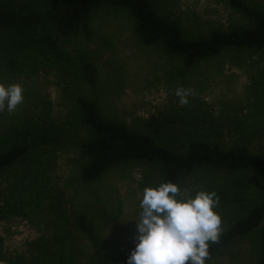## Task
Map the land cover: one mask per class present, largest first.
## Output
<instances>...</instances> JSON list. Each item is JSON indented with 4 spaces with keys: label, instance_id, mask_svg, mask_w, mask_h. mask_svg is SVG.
I'll return each mask as SVG.
<instances>
[{
    "label": "rangeland",
    "instance_id": "obj_1",
    "mask_svg": "<svg viewBox=\"0 0 264 264\" xmlns=\"http://www.w3.org/2000/svg\"><path fill=\"white\" fill-rule=\"evenodd\" d=\"M264 10V0H249ZM158 8L177 19L190 36L206 35L215 29L245 23L229 6V0H154ZM91 34L83 32L59 38L62 47L74 56L92 62L97 80L87 83L80 73L58 63H42L37 69L11 72L0 60V83L20 84L24 100L14 112H0V134L27 119L48 117L61 124L65 135L53 147L50 169L52 193L42 213L33 221L24 216L0 218V262L13 264L21 256L30 257L32 243L43 238L54 242V228L65 223L75 245L73 264H104L88 236L74 224L77 213H85L94 223L103 246L110 251L132 250L135 246V219L146 186L162 183L157 164L128 162L112 167L99 179L87 182L82 168L88 162L81 144L89 137L77 97L97 101L108 118L129 127L165 138L174 119L187 110L202 119L208 115H243L256 134L241 136L202 130L200 136L224 148L264 153V50L229 49L215 57L185 67L182 59L161 45H146L136 31V19L128 8L105 6L89 18ZM192 89L189 103L181 106L175 96L178 87ZM207 114V115H206ZM212 128V127H211ZM215 129V127L213 128ZM181 132L186 135L184 129ZM161 136H164L161 139ZM12 168L0 177V203L4 192L22 172ZM253 181V195L264 188V176L257 170L247 173ZM218 173L196 171L178 183L184 194L195 195L218 180ZM63 210L56 214L55 208ZM224 229L235 215L218 211ZM257 249L252 236L238 239L209 264H256Z\"/></svg>",
    "mask_w": 264,
    "mask_h": 264
},
{
    "label": "trees",
    "instance_id": "obj_2",
    "mask_svg": "<svg viewBox=\"0 0 264 264\" xmlns=\"http://www.w3.org/2000/svg\"><path fill=\"white\" fill-rule=\"evenodd\" d=\"M228 3L245 23L190 36L183 25L163 13L154 0H0V60L11 72L34 70L42 63H58L94 84L97 80L94 64L64 49L59 38L79 32L89 36V18L109 5L128 8L136 19V31L142 42L163 46L169 54L180 57L187 68L229 49L264 50V10L249 0H229ZM76 102L89 130L88 139L80 145L88 157L82 168L85 181L93 182L112 167L128 162L157 164L162 182L177 184L196 171L218 173L221 178L210 182L205 190L215 192L219 198L216 211L233 210L235 215L222 229L218 242L210 244L206 264L238 239L248 236L254 238L256 264H264V188L255 197L253 181L247 175L257 170L264 176V153L224 148L200 136L202 130L241 136L256 134L254 125L245 116L210 114L202 119L185 110L173 120L177 127L165 130L166 140L175 146L172 147L158 136L108 118L99 103L86 95H79ZM182 129L188 133L184 135ZM64 135V127L48 117L27 119L0 134V177L12 168L23 169L4 192L0 218L24 216L31 221L36 216L47 218L42 217V213L52 193L53 147L61 143ZM55 210L56 214L64 212L59 207ZM64 224L55 226L54 242L43 238L34 241L31 256H21L13 264H73L75 245ZM74 224L88 236L104 264H127L131 250L106 249L93 221L85 213H77Z\"/></svg>",
    "mask_w": 264,
    "mask_h": 264
},
{
    "label": "clouds",
    "instance_id": "obj_3",
    "mask_svg": "<svg viewBox=\"0 0 264 264\" xmlns=\"http://www.w3.org/2000/svg\"><path fill=\"white\" fill-rule=\"evenodd\" d=\"M23 86L0 83V112L12 113L24 100ZM179 104L189 103L192 89L175 90ZM215 192L184 194L177 183L166 181L146 186L135 219V246L127 264H206L210 244L218 242L222 218ZM3 264V262H0Z\"/></svg>",
    "mask_w": 264,
    "mask_h": 264
}]
</instances>
